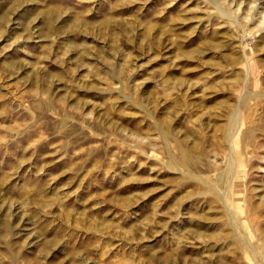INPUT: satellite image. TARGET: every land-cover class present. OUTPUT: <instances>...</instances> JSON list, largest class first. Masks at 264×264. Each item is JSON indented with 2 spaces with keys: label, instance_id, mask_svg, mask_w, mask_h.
I'll return each mask as SVG.
<instances>
[{
  "label": "rangeland",
  "instance_id": "374dc122",
  "mask_svg": "<svg viewBox=\"0 0 264 264\" xmlns=\"http://www.w3.org/2000/svg\"><path fill=\"white\" fill-rule=\"evenodd\" d=\"M0 264H264V0H0Z\"/></svg>",
  "mask_w": 264,
  "mask_h": 264
}]
</instances>
